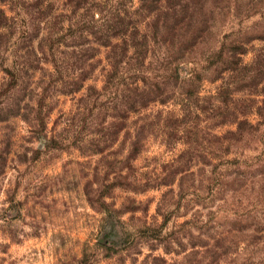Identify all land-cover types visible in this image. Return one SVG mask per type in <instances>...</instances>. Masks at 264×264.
Here are the masks:
<instances>
[{
  "label": "rangeland",
  "instance_id": "1",
  "mask_svg": "<svg viewBox=\"0 0 264 264\" xmlns=\"http://www.w3.org/2000/svg\"><path fill=\"white\" fill-rule=\"evenodd\" d=\"M87 1L96 15L124 5L130 26L147 31L138 78L151 99L133 112L134 89L112 85L98 94L99 67L77 88L78 52L94 28L82 10L73 12L74 1L0 0L12 17L0 29V105L13 108L21 96V105L30 103L27 120L0 121V264H196L202 257L194 253L218 236L228 249L219 264H264V95L250 94L255 128L231 141L213 137L228 126L210 110L253 89L264 0H193L188 30L165 25L170 14L154 26L140 8L149 0ZM50 3L51 17L38 8ZM110 12L105 25H116ZM236 44L247 50L231 58ZM14 60L28 81L7 86L4 69ZM145 116L153 126L125 179L128 132ZM188 149L184 164L190 153H179ZM227 149L223 162L216 159ZM116 180L131 184L103 186ZM102 194L112 204L117 246L106 237Z\"/></svg>",
  "mask_w": 264,
  "mask_h": 264
},
{
  "label": "trees",
  "instance_id": "2",
  "mask_svg": "<svg viewBox=\"0 0 264 264\" xmlns=\"http://www.w3.org/2000/svg\"><path fill=\"white\" fill-rule=\"evenodd\" d=\"M71 1L75 2V5L72 6L73 12L76 13L79 10H82V19H86L85 21H87V19H93V21L89 23L93 26L92 28H94L90 31L91 35L93 36L92 42H85L83 47L78 52L79 60H81V71L77 78V82L79 83L77 88L82 86L83 83L91 77L95 69L99 67V72L102 77L103 85L99 90L98 94L101 93V95H103L112 85H117L121 87L122 91L134 89V91L137 93L131 101L132 105L130 106V109L133 112H138V108L143 107L146 102L151 99L148 96L143 97V94L139 92L140 89H144L145 87L143 83H141V81L143 82V80L138 78L142 72L141 65L143 64V56L140 52V46L147 44V31L145 30L140 32L138 27L130 26L129 20L131 19V17L129 16V11L127 9L123 10L124 5L118 4L113 9L112 7H110L107 13H103L100 10L99 14L96 15V12L93 11V5L88 4L87 0H68L69 5H72ZM142 1L143 0H140L141 3ZM161 1L162 0H149L146 7H144L143 4L140 5L141 9L147 10V14H150L152 17H154V26H158V20H160L159 18L161 17V15H165L166 18H168V14H170L171 18L174 19H164L163 23L165 25L169 26L171 29H175L177 26H180L182 30H188L192 25V19H188L186 16H184V13L191 7L193 0H163V2ZM53 7L54 4L50 3L49 5L45 6L39 5L38 8L39 11L42 10L46 12L49 17H51ZM109 11H113L110 12V15H112L111 19L117 20L115 22L116 25H112L108 23V21L107 25H105V19H110V17L108 16ZM180 12L183 13V15L179 16ZM9 19H12V17L8 16L5 11L0 8V29L5 28L9 25ZM1 33L2 32L0 31V42L2 38ZM261 39L263 40L264 45V37ZM101 50H103V55H101ZM246 50L247 49L242 44H236L234 49H232L231 58H235L237 53H245ZM254 65L255 66L253 70L257 72L252 78H250L252 79V81L255 82H251L248 85L251 87L253 86L252 91L248 93V97L244 99L241 98L239 100H234L233 97L230 96L232 94H230L229 96L231 103H228L227 100H221L218 101L217 104H214L210 109L213 112V117L215 120L220 118V124H227L228 126L222 133H215L213 135V137H215V139L219 143L236 139V137H239L244 131L255 128L256 123H253V121L249 118V115L253 112L254 106L253 99H251L252 97L250 96L253 94H258V92H261V94L264 95V83L261 85V88L258 89L257 87V85L259 83L261 84L262 80H264V46L259 48L255 53ZM4 72L8 75V82L6 81L7 86L17 84L18 82L23 80L28 81V79L22 78V69L20 68L19 64H16V60L13 61V65L6 67L4 69ZM25 73L26 76H28L26 71ZM28 86L29 85H25L23 88H21V90L23 91V96L24 92L28 89ZM162 95L163 93H161L159 96ZM22 98V96L19 97L17 102H15V104L13 105V108H5L0 105L2 106L0 108V112H2L0 113V121L7 120V118L10 116H20L23 119L27 120V116L30 110V103L24 102L23 105H21ZM165 99L166 98H162L160 102H165ZM28 100H30V97H28ZM140 101L142 102L140 105L136 106L135 103L133 104V102ZM187 110L188 109H185L184 113L187 114ZM159 115L160 113L158 114V118ZM183 116L184 118L186 117L185 114L181 115V117H175V122L179 125L182 122L184 124L185 120L183 119ZM198 116L199 113L196 115V117ZM147 117L148 116H145L142 117V119L140 120H136L134 122V126L131 127L128 132L127 140L129 151L123 161V166L128 167L129 172L126 174V176H124L125 179H127L129 175H131V177L133 176L131 173L134 170L133 161H135L144 146V133H147L148 128H152L153 126V123H146L147 121L145 118ZM116 124L117 122L114 124L115 128ZM117 128L118 131L119 127L117 126ZM183 132L188 133L189 137L190 133H192V129L188 128ZM227 152L228 149L219 155H215L216 159L223 162L225 156L227 155L225 153ZM98 153H103V150L99 151ZM191 153L192 149L191 151L189 149L186 151H182L179 153V159H181L184 154L185 156L189 154V159L186 157L182 160V162L185 161L184 164H186L187 160L191 159ZM186 169H180V172L186 171ZM118 171L119 174L117 173V176L118 178H121V169H118ZM137 183H141V181L134 179L133 184L139 186V184ZM123 184L131 183H125L116 180L115 183L112 182L108 185H105L104 183L103 186L107 187V190L109 191L112 190L114 187L121 186ZM100 197H103V200L100 201V210L105 214V223L107 225L109 224L110 227V229L108 228L109 230L107 231L106 237L112 244L117 246L121 238L117 233L116 227L111 221L113 217L111 210L112 204L106 203L104 199L106 195L102 194ZM227 251L228 249L226 247L225 240L222 237L218 236L217 238H213V244H205L204 246L199 248L198 251L194 254L201 255L202 261H200V263L202 264H219V261L228 253ZM155 259L157 262H160V259ZM161 262L166 263L164 259H161Z\"/></svg>",
  "mask_w": 264,
  "mask_h": 264
}]
</instances>
